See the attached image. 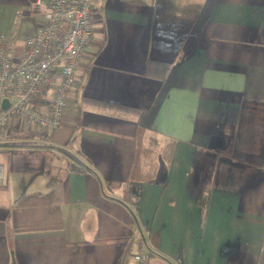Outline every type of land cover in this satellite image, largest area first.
I'll return each mask as SVG.
<instances>
[{
	"label": "crops",
	"instance_id": "1",
	"mask_svg": "<svg viewBox=\"0 0 264 264\" xmlns=\"http://www.w3.org/2000/svg\"><path fill=\"white\" fill-rule=\"evenodd\" d=\"M47 2L0 0L14 53ZM92 29L62 125L0 131V264H264V0H96Z\"/></svg>",
	"mask_w": 264,
	"mask_h": 264
},
{
	"label": "built area",
	"instance_id": "2",
	"mask_svg": "<svg viewBox=\"0 0 264 264\" xmlns=\"http://www.w3.org/2000/svg\"><path fill=\"white\" fill-rule=\"evenodd\" d=\"M96 0H48L43 22L24 37V48L14 53L16 27L0 32V131L17 117L50 133L62 125L69 94L81 85L85 64L92 57V11ZM45 91V105L37 102ZM6 99L7 106L2 107ZM4 165L0 160V183ZM146 253L134 258L144 260Z\"/></svg>",
	"mask_w": 264,
	"mask_h": 264
},
{
	"label": "trees",
	"instance_id": "3",
	"mask_svg": "<svg viewBox=\"0 0 264 264\" xmlns=\"http://www.w3.org/2000/svg\"><path fill=\"white\" fill-rule=\"evenodd\" d=\"M96 102H98V103H104V102H99V101H96ZM104 104H107V103H104ZM113 106H115L116 108L125 109V110L132 109L130 107H125V106H121V105H113Z\"/></svg>",
	"mask_w": 264,
	"mask_h": 264
},
{
	"label": "water",
	"instance_id": "4",
	"mask_svg": "<svg viewBox=\"0 0 264 264\" xmlns=\"http://www.w3.org/2000/svg\"><path fill=\"white\" fill-rule=\"evenodd\" d=\"M7 106V101L6 99H3L2 100V107L5 108Z\"/></svg>",
	"mask_w": 264,
	"mask_h": 264
}]
</instances>
